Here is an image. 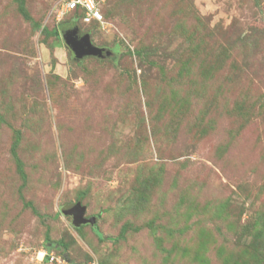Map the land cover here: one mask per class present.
Instances as JSON below:
<instances>
[{
  "label": "rangeland",
  "instance_id": "obj_1",
  "mask_svg": "<svg viewBox=\"0 0 264 264\" xmlns=\"http://www.w3.org/2000/svg\"><path fill=\"white\" fill-rule=\"evenodd\" d=\"M97 2L0 0V264H264V0Z\"/></svg>",
  "mask_w": 264,
  "mask_h": 264
},
{
  "label": "water",
  "instance_id": "obj_2",
  "mask_svg": "<svg viewBox=\"0 0 264 264\" xmlns=\"http://www.w3.org/2000/svg\"><path fill=\"white\" fill-rule=\"evenodd\" d=\"M62 39L76 56H82L83 54H92L102 56L103 48L93 44L88 34L78 35V27L76 24H66L61 32ZM106 54H109V50H105ZM63 213L71 214L73 217V223L75 226H79L83 223H93L95 217H85V206L81 205L80 201L77 200L74 203H68L62 209Z\"/></svg>",
  "mask_w": 264,
  "mask_h": 264
},
{
  "label": "trees",
  "instance_id": "obj_3",
  "mask_svg": "<svg viewBox=\"0 0 264 264\" xmlns=\"http://www.w3.org/2000/svg\"><path fill=\"white\" fill-rule=\"evenodd\" d=\"M17 3V9L19 11V13L32 25V27H35L36 29H40V33L43 35V39H45L46 37H54L56 40H60L61 42V31L63 29V27L68 24V23H73V24H79V23H83V24H87L88 26L94 23H99V21L96 20H91L89 22H84L83 21V15H84V9L80 6L77 5L75 8L68 10L69 11V15L67 19L61 20L58 22V24H56V26H53L51 28L42 25L41 23L36 22L32 16L30 15V13L28 12V9L25 5V0H15ZM98 7H99V3L97 2V0H95ZM119 2H114V6L115 8L117 7ZM100 9V7H99ZM101 11V10H100ZM112 11H110V9L108 10V14H110ZM102 13V12H101ZM84 34H90V29H86ZM103 53V52H102ZM145 54H149V52L146 50ZM124 230V229H123ZM47 234V232H46ZM98 234V233H97ZM99 235V234H98ZM45 239L47 240L48 237L47 235H45ZM100 240H104L106 238L99 236ZM63 247H66V244L62 243L61 244ZM46 248L49 249H53V245L52 244H47L45 245ZM56 251V250H54ZM60 254L66 255L69 259L70 257L68 256L67 253H62L60 251H56ZM72 260V259H70ZM78 263V262H76ZM81 264V263H80Z\"/></svg>",
  "mask_w": 264,
  "mask_h": 264
},
{
  "label": "built area",
  "instance_id": "obj_4",
  "mask_svg": "<svg viewBox=\"0 0 264 264\" xmlns=\"http://www.w3.org/2000/svg\"><path fill=\"white\" fill-rule=\"evenodd\" d=\"M65 9L71 10L77 5L84 9L83 21L89 22L91 20L102 21V14L95 0H64ZM38 259L46 261L48 264H80L70 260L63 254L54 250L42 249L38 252ZM86 264H100L97 260H93Z\"/></svg>",
  "mask_w": 264,
  "mask_h": 264
},
{
  "label": "clouds",
  "instance_id": "obj_5",
  "mask_svg": "<svg viewBox=\"0 0 264 264\" xmlns=\"http://www.w3.org/2000/svg\"><path fill=\"white\" fill-rule=\"evenodd\" d=\"M44 249L53 250V249H49V248H46V247H45ZM41 250H42V249H41ZM64 256H66V255H64ZM66 257H67V256H66ZM67 258H68V257H67ZM72 261H73V260H72ZM45 262H46V261H45Z\"/></svg>",
  "mask_w": 264,
  "mask_h": 264
}]
</instances>
